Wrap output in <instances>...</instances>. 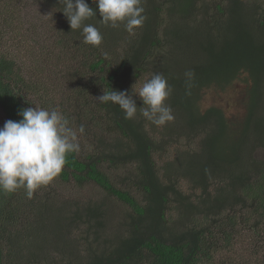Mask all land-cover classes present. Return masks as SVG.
I'll return each mask as SVG.
<instances>
[{"label":"trees","instance_id":"1","mask_svg":"<svg viewBox=\"0 0 264 264\" xmlns=\"http://www.w3.org/2000/svg\"><path fill=\"white\" fill-rule=\"evenodd\" d=\"M14 1L7 13L0 6V110L19 121L25 108H57L93 144L83 156L69 154L31 199L24 189L0 191V264H262L264 0H142L146 20L133 34L123 23L102 24L86 0L97 12L86 23L102 32L99 46L71 30L59 0H45L59 12L53 26L19 29L10 20ZM66 54L75 65L62 67ZM187 70L195 73L190 88ZM154 73L173 88L166 103L174 119L162 126L140 114L134 92ZM237 83L247 85L240 124L222 108L202 107L205 91ZM110 88L132 96L135 118L96 100ZM119 171L122 187L112 179ZM62 184L96 185L129 209L126 218L105 203H67L52 194ZM239 241L249 256L236 252Z\"/></svg>","mask_w":264,"mask_h":264},{"label":"clouds","instance_id":"2","mask_svg":"<svg viewBox=\"0 0 264 264\" xmlns=\"http://www.w3.org/2000/svg\"><path fill=\"white\" fill-rule=\"evenodd\" d=\"M61 3L71 30H81L85 44L99 46L103 41L102 32L96 25L86 23L97 16L96 10L86 0H59ZM93 4L98 6L102 24L118 28L123 23L130 34L146 20L142 0H93ZM184 75L190 88L195 73L187 70ZM172 92L167 78L162 73H154L135 93L143 103L139 107L140 114L156 126L172 121L173 110L166 103ZM96 100L118 105L125 119L137 115L136 101L127 91L104 89L103 95ZM18 115L22 119L7 120L0 128V191L13 193L24 189L27 198L31 199L37 189L62 173L69 154L78 153L80 144L77 130L57 108L28 107ZM78 132L84 134L83 124Z\"/></svg>","mask_w":264,"mask_h":264},{"label":"rangeland","instance_id":"3","mask_svg":"<svg viewBox=\"0 0 264 264\" xmlns=\"http://www.w3.org/2000/svg\"><path fill=\"white\" fill-rule=\"evenodd\" d=\"M8 1L9 0H0V2H2L0 3V6L2 5L1 9H3L2 13H7L9 11L8 8L5 7V4ZM12 10V16L15 17L11 16L10 20L11 22H15L18 25L19 29L23 27L26 30H30L34 27L40 26V24L42 23L48 24V26H53L59 19V12L48 6L45 0H15L13 2ZM69 64L75 65V63L72 62L71 54H66V59H64V61L62 62V67ZM146 81L147 79L144 77L138 80L135 83L134 92L138 93L143 83H145ZM64 88H67L66 85H64ZM135 96L137 99H140L138 94H135ZM246 96L247 85H240L239 83H237L234 87L228 88L224 93H221L217 90L205 91L201 103L204 109L211 106L222 108L225 112V115L227 116V119L230 120L232 124H240L245 115L244 103L246 102ZM6 121L7 120L5 116L0 110V128L4 126V123ZM73 129L75 130L74 127ZM79 136L78 143L81 147L79 155L83 156L92 151L91 145L93 143L90 139L82 137L79 138ZM257 156L259 159L264 160V151L257 152ZM162 164H164L163 160L158 162L159 166ZM104 170L108 171L107 167H105ZM109 173L112 174L111 172ZM123 176L124 172L119 171L112 175V179H114L115 184L122 187V183L125 182L124 179H121L123 178ZM181 189L183 190V192L188 194L191 191V188L185 181L181 183ZM51 190L52 194L61 196L63 200H68L67 203L69 204L77 202H85L91 204L105 203L109 210L114 211L117 219H121L122 217L125 219L126 217L124 216L125 214H127V211H129L127 207L124 208L122 204L110 199L106 195V193H104L94 184L86 185L82 189H76L73 184H62V186L60 187L51 188ZM48 192V189H45V193L48 194ZM109 202L111 204H109ZM235 249H237L236 252L241 256L247 257L250 255L251 248L248 246V243H241L239 241V245H237ZM82 251L83 247L81 248V252ZM259 261L264 264V258H260Z\"/></svg>","mask_w":264,"mask_h":264}]
</instances>
